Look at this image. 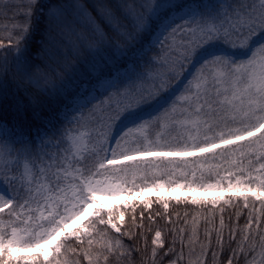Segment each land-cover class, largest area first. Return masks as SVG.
<instances>
[{"label":"snow or ice","instance_id":"1","mask_svg":"<svg viewBox=\"0 0 264 264\" xmlns=\"http://www.w3.org/2000/svg\"><path fill=\"white\" fill-rule=\"evenodd\" d=\"M92 7L99 19L79 2L48 6L56 31L44 68L26 54L32 18L45 11L40 0H26L11 28L5 25L8 43L0 39V50L13 55H0V96L9 73L53 98L81 65L96 83L54 119L34 109L32 119L41 121L34 129L19 103V118L0 121V264H80L70 254L81 253L87 264H101V257L107 264L112 255L130 260L133 250L120 239L93 252L92 237L107 236L108 228L129 236L121 228L128 210L135 224L137 205L129 201L137 197L150 208L145 194L159 190H170L155 197L165 211L170 200L212 209L234 201L248 208L250 197L259 202L227 264L240 254L245 264H264V0H115ZM109 62L115 67L105 73ZM182 189L192 195H175ZM230 235L235 239L234 229ZM217 241L223 250L221 231ZM152 244L156 264L159 230ZM208 250L201 245L194 260L190 251L189 264H207ZM183 259L181 252L168 264Z\"/></svg>","mask_w":264,"mask_h":264},{"label":"trees","instance_id":"2","mask_svg":"<svg viewBox=\"0 0 264 264\" xmlns=\"http://www.w3.org/2000/svg\"><path fill=\"white\" fill-rule=\"evenodd\" d=\"M69 2L70 0H40L45 11L37 12L33 16V27L27 41L28 51L26 54L33 67L40 66L44 68L51 63L44 49L50 48L49 37L55 36L56 30L45 14L48 6L62 5ZM71 2L83 4L88 11L92 12L93 16H96V11L92 7L94 3H114L115 0H71ZM6 3L14 5V7L11 10H6L4 8ZM25 9L26 0H0V39H3L5 44L8 43L6 39L7 31L11 28L12 23L15 22L11 18L18 11L22 12ZM117 14L119 15V13ZM96 18L99 19L98 16ZM19 19L24 21L26 18L20 16ZM101 23L103 24L102 21ZM5 25L8 26V29L5 28ZM77 27H79V24H77ZM104 27L107 30V26L104 25ZM109 35L114 34L109 31ZM5 52L11 60L13 50L11 48L0 50V55L5 54ZM106 55L110 56L111 50H106ZM110 67H115V65L109 62V66H105V73L110 71ZM52 75L55 77V73H52ZM72 79L71 86L53 98L39 92L35 87L26 83L20 75L9 73L5 77L6 94L0 96V121L11 122L14 117L19 118L16 112L18 103L22 105L26 118L25 123L31 129L39 127L41 123L40 120L32 119L34 109L41 114V117L54 119L66 105H70L71 100L83 85L90 86L96 83L95 79L84 71L82 65ZM29 97L35 98L36 103L34 105L29 103ZM168 203L167 211H165L163 204L156 202L155 199L151 201L150 208L134 203L137 205L135 224H133L132 212L128 210L125 213V222L121 225L122 232L129 233L131 239H129V236L116 233L108 228L107 236L94 235L92 237L94 240L93 252L98 250L101 243L110 240L115 245L116 239H120L125 247L133 250L131 259L129 260L128 257H125L122 261H117L116 256L112 255L109 257L107 264H153L151 253L154 245L152 240L155 232L159 230L163 248H157L156 264H168L169 259L174 258L175 255H179L181 252H183L184 256L181 264H189L190 251H192L191 259L194 260L201 251V245H208L209 250L205 258L207 264H227L228 258L232 256V250L237 248V243L242 239L249 213L253 211V204L259 208V202H255L252 198L249 199L248 208H244L243 201H234L232 205L220 204L214 209L210 205L194 206L183 201L170 200ZM221 208H223V212H221ZM238 212L239 216H237ZM221 217L224 220L223 229H221L220 225ZM261 218L264 220V216ZM232 229L235 230V239H232L230 235V230ZM253 229H256L255 224H253ZM261 230H264V224L261 225ZM101 231H104L103 226H101ZM217 231L222 232L223 250H221L220 243L217 241ZM257 241H259V236H257ZM73 246L77 247V249L81 247L78 244ZM83 247H87V244L85 243ZM213 251L218 254L216 260H213ZM166 252L168 253L167 257L164 256ZM70 258L79 260L80 264H87L82 253L79 256L70 254ZM248 259H252V254L248 255ZM101 264H104L102 257ZM232 264H245L244 255L240 254L237 257H233Z\"/></svg>","mask_w":264,"mask_h":264},{"label":"rangeland","instance_id":"3","mask_svg":"<svg viewBox=\"0 0 264 264\" xmlns=\"http://www.w3.org/2000/svg\"><path fill=\"white\" fill-rule=\"evenodd\" d=\"M95 86V84H92L90 86H85L83 85L80 90L78 91L79 92H83V91H91L92 88ZM73 103V99L71 100V103L70 105ZM218 194V193H217ZM157 195H161V196H168L170 195V190H159V191H153V192H150V193H147L145 194V198H150V203L153 199H155V197ZM175 195H180V196H183V195H192L191 193H188L187 189H182V190H178ZM224 195H230V193H224ZM125 199H127L128 197H124ZM251 198V197H250ZM120 201L119 200H116V201H113V203H119ZM130 203H138L139 205H142V203L140 202V198H137V197H134L132 200L129 201Z\"/></svg>","mask_w":264,"mask_h":264}]
</instances>
